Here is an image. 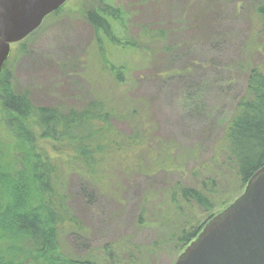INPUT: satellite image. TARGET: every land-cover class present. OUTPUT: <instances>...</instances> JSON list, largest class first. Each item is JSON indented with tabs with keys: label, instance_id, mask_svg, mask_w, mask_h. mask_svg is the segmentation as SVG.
Returning a JSON list of instances; mask_svg holds the SVG:
<instances>
[{
	"label": "rangeland",
	"instance_id": "1",
	"mask_svg": "<svg viewBox=\"0 0 264 264\" xmlns=\"http://www.w3.org/2000/svg\"><path fill=\"white\" fill-rule=\"evenodd\" d=\"M98 3L68 0L59 15L12 45L11 82L16 91H29L37 105L71 109L106 99L115 111L114 127L123 135L143 129L162 162L159 169L157 158L141 168L113 162L102 185L69 175L68 202L82 230L62 237L64 253L102 261L114 250L116 264H174L182 252L170 242L168 190L178 181L196 184L207 173H221L212 159L251 68L264 64L260 0H117L129 13L131 37L139 41L150 29L165 32L162 43H141L144 52L119 55L115 62L127 67L120 85L109 71L117 73L112 64L102 68L83 15ZM3 89L0 76V165L6 177L18 181V173L31 184L37 160L3 122ZM237 191L240 183L232 178L221 194L227 199ZM188 216L203 219L199 209Z\"/></svg>",
	"mask_w": 264,
	"mask_h": 264
},
{
	"label": "trees",
	"instance_id": "2",
	"mask_svg": "<svg viewBox=\"0 0 264 264\" xmlns=\"http://www.w3.org/2000/svg\"><path fill=\"white\" fill-rule=\"evenodd\" d=\"M63 9L49 16L59 15ZM83 11L96 39L102 68L108 69V63L112 64L117 73L111 68L109 71L119 85L124 82L127 68L126 64L115 62L121 53L144 52L142 44L164 41L162 29H150V36L144 33L139 41L131 37L129 13L117 0H99L97 6ZM256 14L264 31V0H260ZM18 50L23 52L25 45L21 44ZM9 63L7 60L0 73L4 86L3 122L31 150L37 162L31 173V184L29 177L23 179L18 173V181L6 177L0 165V264H116L114 250L108 251L102 261L64 253L62 237L82 230L69 206L68 176L77 173L102 185L113 162L126 166L134 162L135 168H141L142 163L155 161L156 151L149 147L143 129L123 135L114 127L115 111L106 99L96 98L82 108L71 109L35 104L29 91L19 92L13 87ZM212 163L219 167L220 174L207 173L196 184L178 181L168 190L166 205L174 230L170 242L181 252L220 209L235 201L237 193L264 166V64L251 68L246 91L237 102ZM158 164L162 162L157 158V168ZM174 166L181 169L180 165ZM232 178L239 181L240 191L226 199L221 194L222 187ZM27 194L34 198L32 203ZM195 209L203 213L202 220L188 216Z\"/></svg>",
	"mask_w": 264,
	"mask_h": 264
},
{
	"label": "water",
	"instance_id": "3",
	"mask_svg": "<svg viewBox=\"0 0 264 264\" xmlns=\"http://www.w3.org/2000/svg\"><path fill=\"white\" fill-rule=\"evenodd\" d=\"M68 0H0V73L12 45L25 40ZM174 264H264V166L215 215Z\"/></svg>",
	"mask_w": 264,
	"mask_h": 264
}]
</instances>
